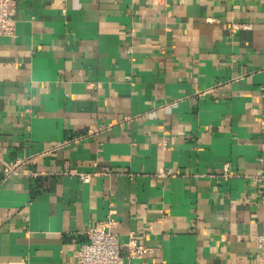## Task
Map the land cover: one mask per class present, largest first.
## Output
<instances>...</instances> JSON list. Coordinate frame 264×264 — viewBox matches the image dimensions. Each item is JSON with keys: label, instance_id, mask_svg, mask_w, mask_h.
<instances>
[{"label": "crops", "instance_id": "obj_1", "mask_svg": "<svg viewBox=\"0 0 264 264\" xmlns=\"http://www.w3.org/2000/svg\"><path fill=\"white\" fill-rule=\"evenodd\" d=\"M16 19L0 264H76L110 219L149 248L131 264H264V0H18ZM25 160L37 175L5 174Z\"/></svg>", "mask_w": 264, "mask_h": 264}, {"label": "built area", "instance_id": "obj_2", "mask_svg": "<svg viewBox=\"0 0 264 264\" xmlns=\"http://www.w3.org/2000/svg\"><path fill=\"white\" fill-rule=\"evenodd\" d=\"M18 0H0V36H14L16 30V11ZM80 139V138H79ZM79 139L73 140V142ZM25 161L5 164V174L25 172L37 175L38 172L24 167ZM224 175L227 176V166ZM111 169H105L100 174L109 175ZM63 173L76 175L82 182L89 183L93 174L79 172L75 168L64 167ZM99 174V173H98ZM259 199L261 204V231L254 236V242L264 254V174L259 175ZM113 221L110 219L101 228L91 227L87 230L88 239L79 244L76 250V264H131L132 260L144 259L149 248L135 239L120 242L118 236L110 230ZM127 252V258L123 251Z\"/></svg>", "mask_w": 264, "mask_h": 264}]
</instances>
